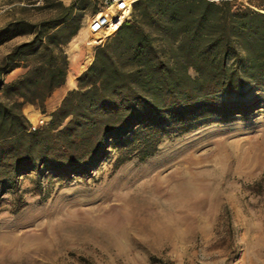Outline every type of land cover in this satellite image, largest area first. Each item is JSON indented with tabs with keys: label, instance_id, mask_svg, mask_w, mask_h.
Instances as JSON below:
<instances>
[{
	"label": "rangeland",
	"instance_id": "374dc122",
	"mask_svg": "<svg viewBox=\"0 0 264 264\" xmlns=\"http://www.w3.org/2000/svg\"><path fill=\"white\" fill-rule=\"evenodd\" d=\"M226 1L233 11L264 7V0ZM73 3L75 35L62 48L67 75L58 93L64 96L77 88L96 48L114 35L90 44L88 26L101 5L0 0V28L55 19L60 4ZM125 21L158 40L149 20L131 12ZM31 39L22 35L1 45L0 62ZM23 72L20 67L2 81L9 84ZM214 99L249 109L170 133L144 159L112 141L86 172L62 175L42 167L19 177L0 196V264H264V81ZM0 101H6L1 93ZM31 106L22 109L30 126L48 124L50 112Z\"/></svg>",
	"mask_w": 264,
	"mask_h": 264
},
{
	"label": "trees",
	"instance_id": "16d2710c",
	"mask_svg": "<svg viewBox=\"0 0 264 264\" xmlns=\"http://www.w3.org/2000/svg\"><path fill=\"white\" fill-rule=\"evenodd\" d=\"M60 6L55 19L0 28V46L32 36L0 62L6 98L0 101V196L42 167L62 175L86 172L112 141L132 146L141 159L151 156L170 133L187 132L209 117L246 114L248 105L214 98L264 81V7L233 11L226 0H138L132 15L157 25L158 40L123 22L96 48L49 123L33 131L23 107L43 112L67 75L62 48L75 35L78 8ZM20 67L24 72L4 84L3 77Z\"/></svg>",
	"mask_w": 264,
	"mask_h": 264
},
{
	"label": "built area",
	"instance_id": "2783aa9c",
	"mask_svg": "<svg viewBox=\"0 0 264 264\" xmlns=\"http://www.w3.org/2000/svg\"><path fill=\"white\" fill-rule=\"evenodd\" d=\"M99 3L100 8L96 16L90 21L88 31L91 35V45H101L114 34L128 19L132 12L130 0H93ZM37 129L32 126L31 130Z\"/></svg>",
	"mask_w": 264,
	"mask_h": 264
},
{
	"label": "crops",
	"instance_id": "0c3cea01",
	"mask_svg": "<svg viewBox=\"0 0 264 264\" xmlns=\"http://www.w3.org/2000/svg\"><path fill=\"white\" fill-rule=\"evenodd\" d=\"M63 86V85H62ZM61 86V87H62ZM57 88L52 95L45 101L44 103V107L51 113L53 112L60 104L61 100L64 97L63 93H58L59 89L61 88ZM61 92V91H60ZM58 94V95H57ZM24 110L26 111H31L32 110V106L31 105H25L24 106Z\"/></svg>",
	"mask_w": 264,
	"mask_h": 264
},
{
	"label": "bare ground",
	"instance_id": "6f19581e",
	"mask_svg": "<svg viewBox=\"0 0 264 264\" xmlns=\"http://www.w3.org/2000/svg\"><path fill=\"white\" fill-rule=\"evenodd\" d=\"M130 2V1H129ZM130 4V3H129Z\"/></svg>",
	"mask_w": 264,
	"mask_h": 264
}]
</instances>
